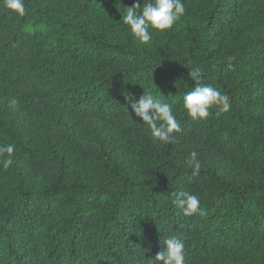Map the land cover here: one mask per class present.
<instances>
[{
	"label": "trees",
	"instance_id": "16d2710c",
	"mask_svg": "<svg viewBox=\"0 0 264 264\" xmlns=\"http://www.w3.org/2000/svg\"><path fill=\"white\" fill-rule=\"evenodd\" d=\"M183 2L141 44L123 15L143 0H25L23 17L0 0V264H145L172 235L185 264H264V0ZM196 83L229 111L188 116ZM144 91L174 105L175 143L132 111Z\"/></svg>",
	"mask_w": 264,
	"mask_h": 264
},
{
	"label": "clouds",
	"instance_id": "9594fccd",
	"mask_svg": "<svg viewBox=\"0 0 264 264\" xmlns=\"http://www.w3.org/2000/svg\"><path fill=\"white\" fill-rule=\"evenodd\" d=\"M2 3L10 12L20 17L26 14L25 0H2ZM185 11L183 0H143L142 7L139 3H135L125 8L123 23L129 27L136 40L141 44H149L152 40L150 30L164 32L172 29ZM189 76L195 82L200 81L202 69L193 67L189 71ZM129 99L132 101V111L150 130L154 141L165 145L175 143L177 134H180L182 129L172 103L165 102L159 96L146 91L138 101L133 98ZM16 103L17 101L13 98L10 106L14 107ZM182 107L191 118L206 119L210 115V109L219 108L221 112H227L231 104L230 97L216 87L196 83L192 90L185 93ZM14 150V144L0 146V162L5 168L12 164ZM197 156L198 153L193 151L186 161L192 168L193 175L198 174L201 168ZM174 196L173 203L177 208L182 209L184 216H194L202 211L199 197L189 191H179ZM185 260L183 240L172 235L163 240V247L153 258L145 259V264H185Z\"/></svg>",
	"mask_w": 264,
	"mask_h": 264
}]
</instances>
